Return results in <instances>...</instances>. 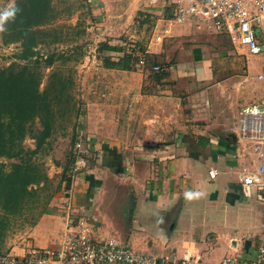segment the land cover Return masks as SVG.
Wrapping results in <instances>:
<instances>
[{
	"label": "crops",
	"instance_id": "crops-1",
	"mask_svg": "<svg viewBox=\"0 0 264 264\" xmlns=\"http://www.w3.org/2000/svg\"><path fill=\"white\" fill-rule=\"evenodd\" d=\"M131 1L139 4L138 11L156 17L154 43L172 39L171 49L179 48L168 56L174 59L169 71L173 79L182 77L184 84L189 79L193 86L213 81L217 71L208 61L211 58L203 57L213 47H219L218 57L232 58V68L239 66L240 49L225 35L203 28L230 43L213 41L187 47V41L192 42L191 36L199 30L196 28L202 27L178 25L157 42L155 38L166 27L164 20L169 17V0ZM253 57L247 62L248 72L255 74L256 81L264 82L257 78L264 66L253 73L248 64L259 58L264 64V57ZM233 80L234 77L227 78V83ZM232 96V92L225 91L220 97L226 102ZM162 99L168 103L172 100L170 96ZM186 99L182 108H160L144 140H119L120 144L146 147L118 151L111 147L116 143L110 137L100 143V149L95 144L99 151L95 164L89 165L87 172L68 179L37 223L5 243L3 254L22 257L30 248H56L69 212L87 219L96 238L113 237L143 254H189L191 264H217L228 255L253 250L264 234V170L256 169L257 156L245 151L244 143L235 134V120L241 108H198ZM216 99L217 96L214 103ZM113 109L120 114L145 111ZM101 120L109 121L103 117ZM120 120L123 124V117ZM100 123L97 121V126ZM155 145L162 146L147 147ZM262 159L264 164V156ZM243 170L257 178L248 195L243 194L240 183ZM211 171L214 178L209 177ZM108 180L111 185L105 184ZM118 190H122L121 201H116ZM189 192L198 195L189 199Z\"/></svg>",
	"mask_w": 264,
	"mask_h": 264
},
{
	"label": "rangeland",
	"instance_id": "rangeland-1",
	"mask_svg": "<svg viewBox=\"0 0 264 264\" xmlns=\"http://www.w3.org/2000/svg\"><path fill=\"white\" fill-rule=\"evenodd\" d=\"M12 2L0 0V11ZM138 5L131 0H51L55 18L41 27L45 31L44 43L36 48L37 60L19 59V44H3L0 36V68L28 63L38 78L40 92L49 90L53 81L59 80L66 86V97H60L55 107L54 132L39 153L31 157V161L42 166L49 178L50 183L43 193L46 198L61 192L68 179L87 172L89 165L95 164L97 159L99 151L95 150V144L100 149V143L109 140L108 137L116 143L108 146L118 151L146 147L120 144L119 140H144L151 120L158 117L160 108H182L186 97L198 108H242L264 103V82L256 81L255 74H249L247 62L254 57L243 49L237 55L239 66L232 68V58L227 55L218 57L219 47L211 45L213 48L208 49V54L204 53L203 57L211 58L208 61L217 72L214 80L206 85L197 82L193 86L189 79L184 84L182 77L173 79L169 71L174 59L168 56L178 52L179 48L171 49L169 41L172 39L161 44L153 42L156 17L138 11ZM190 25L202 28H196L199 30L191 36L192 42L187 41V47L213 41L229 42L222 36L210 35L200 24ZM138 52L145 59L143 66L138 65ZM262 62L259 58L248 63L250 72L261 71ZM156 66L159 70L153 69ZM231 77L235 80L227 83V78ZM225 91L232 92L233 96L223 102L220 96ZM165 96L172 100L168 103L162 99ZM243 98L245 102L240 104ZM113 108H145V111L120 114ZM98 110L105 111L104 115ZM102 117L109 121H102ZM97 121L101 122L98 126ZM103 124L107 128L99 127ZM37 127L35 123L33 128ZM79 137L88 153L78 157L74 149ZM22 146L26 150L34 149L35 141L30 134ZM15 161L0 159L7 166ZM105 184L111 185L112 182L108 180ZM117 193L116 201L123 200L122 190ZM28 230L27 226L16 227L7 234L5 243ZM255 249L246 252L253 253Z\"/></svg>",
	"mask_w": 264,
	"mask_h": 264
},
{
	"label": "built area",
	"instance_id": "built-area-1",
	"mask_svg": "<svg viewBox=\"0 0 264 264\" xmlns=\"http://www.w3.org/2000/svg\"><path fill=\"white\" fill-rule=\"evenodd\" d=\"M166 27L156 36L163 35L178 25H202L218 35H225L238 49L250 56L264 57V0H169ZM138 65L145 59L138 52ZM159 70L158 67L153 68ZM264 79L263 73L257 76ZM235 133L244 143L243 149L257 156L256 169L263 172L264 156V103L242 107L236 116ZM77 156L88 150L76 139ZM214 178L215 173L209 172ZM253 173L243 170L240 183L244 195L256 183ZM264 228V223H263ZM0 264H191L189 254L155 256L137 252L119 243L113 237L96 238L90 222L73 212L68 216L60 244L54 249L30 248L22 257L4 255ZM217 264H264V234L253 253L240 252L224 257Z\"/></svg>",
	"mask_w": 264,
	"mask_h": 264
},
{
	"label": "trees",
	"instance_id": "trees-1",
	"mask_svg": "<svg viewBox=\"0 0 264 264\" xmlns=\"http://www.w3.org/2000/svg\"><path fill=\"white\" fill-rule=\"evenodd\" d=\"M15 4L21 11L5 24L1 41L19 44L17 57L28 62L38 57L36 48L44 43L45 34L41 27L55 18L54 9L51 0H16ZM38 83L28 63L0 68V159L17 160L8 166L0 162V257L5 255L7 234L16 227H33L53 197L43 196L50 181L31 157L54 132L55 107L60 97H66V86L53 81L49 90L40 92ZM29 134L35 141L33 150L22 146Z\"/></svg>",
	"mask_w": 264,
	"mask_h": 264
},
{
	"label": "clouds",
	"instance_id": "clouds-1",
	"mask_svg": "<svg viewBox=\"0 0 264 264\" xmlns=\"http://www.w3.org/2000/svg\"><path fill=\"white\" fill-rule=\"evenodd\" d=\"M21 10L19 9L18 6H16L14 0L13 2L5 8L3 11H0V33H3L6 31L5 24L9 20H14L16 15L20 12ZM193 195H198L194 193H186L187 198H192Z\"/></svg>",
	"mask_w": 264,
	"mask_h": 264
}]
</instances>
